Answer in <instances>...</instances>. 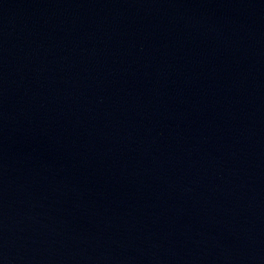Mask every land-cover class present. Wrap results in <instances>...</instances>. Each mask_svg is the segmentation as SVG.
<instances>
[{
    "label": "water",
    "instance_id": "1",
    "mask_svg": "<svg viewBox=\"0 0 264 264\" xmlns=\"http://www.w3.org/2000/svg\"><path fill=\"white\" fill-rule=\"evenodd\" d=\"M0 264H264V0H0Z\"/></svg>",
    "mask_w": 264,
    "mask_h": 264
}]
</instances>
